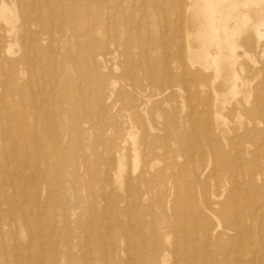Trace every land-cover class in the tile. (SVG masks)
Masks as SVG:
<instances>
[{
	"label": "rangeland",
	"instance_id": "obj_1",
	"mask_svg": "<svg viewBox=\"0 0 264 264\" xmlns=\"http://www.w3.org/2000/svg\"><path fill=\"white\" fill-rule=\"evenodd\" d=\"M218 1L205 58L203 0H0V264H264V1Z\"/></svg>",
	"mask_w": 264,
	"mask_h": 264
},
{
	"label": "bare ground",
	"instance_id": "obj_2",
	"mask_svg": "<svg viewBox=\"0 0 264 264\" xmlns=\"http://www.w3.org/2000/svg\"><path fill=\"white\" fill-rule=\"evenodd\" d=\"M121 1V0H120ZM222 1H224V0H222ZM228 1V0H227ZM227 1H224V2H227ZM233 1V0H232ZM239 1V0H238ZM254 1V0H253ZM264 1V0H263ZM262 1V2H263ZM157 2H158V0H157ZM203 2H204V7H205V9H204V11H206V15H207V22H205V23H207V26H206V30H205V32L203 31L202 32V35H201V33H200V37H199V40H200V45H201V47H199V49H201V52L205 55V58H206V56L209 58V56H210V52H209V48H207V44L209 43V41L210 40H212V41H214L213 39H216V38H214V37H218L217 38V41H219L220 42V36H218L217 35V32L216 31H219V30H217L218 28L217 27H215L214 26V22H216L217 21V23L219 22V29L221 28L222 30H226L227 28H229V27H227V22L226 23H222L221 22V15H220V12L218 11V10H220L221 9V7H222V4H221V7L218 9V4L220 3V1H218V0H203ZM202 2V0H201V3H203ZM219 2V3H218ZM241 2V1H240ZM245 2V1H244ZM247 2V1H246ZM245 2V3H246ZM249 2H250V0H249ZM249 2H247V3H249ZM254 2H256V1H254ZM257 2H259V1H257ZM261 2V1H260ZM260 2H259V4H260ZM12 3V2H11ZM104 3V2H103ZM200 3V4H201ZM222 3V2H221ZM233 3V2H232ZM234 3H238L237 2V0H236V2H234ZM234 3H233V6L231 5V2H230V5H231V10L232 11H234V9H232V7L233 8H235L234 7ZM243 3V2H242ZM242 3H240L241 5H243ZM52 4V3H51ZM249 4H251V3H249ZM256 4V3H255ZM91 5V4H90ZM201 5H203V4H201ZM226 5H227V3H226ZM230 5H229V7H230ZM252 5H254V3L252 4ZM258 5V4H257ZM6 6V5H5ZM194 6V5H193ZM237 6H239L238 4L236 5V7ZM62 7H63V5H62ZM155 7H156V5H155ZM243 7V6H242ZM4 8H6V7H4ZM37 8V7H36ZM239 8V7H238ZM237 8V9H238ZM257 8V7H256ZM55 9V8H54ZM64 9V8H63ZM90 9V8H89ZM108 9V8H107ZM193 9V8H192ZM199 9H200V7H199ZM223 9V8H222ZM229 9V8H228ZM254 9V8H253ZM259 9V8H258ZM264 9V8H263ZM50 10V9H49ZM118 10V9H117ZM187 10V9H186ZM198 10V9H197ZM201 10V9H200ZM226 10V8L224 9V11ZM242 10V9H241ZM3 11V10H2ZM91 11V10H90ZM221 11H223V10H221ZM259 11H261L260 9L259 10H257L256 11V13H259ZM262 11H264V10H262ZM10 12V14H11V11H9ZM65 12V11H64ZM67 12V11H66ZM200 12H202L203 13V9H202V11H200ZM253 12H254V10H253ZM39 13V12H38ZM53 13V12H52ZM198 13H199V11H198ZM201 13V14H202ZM223 13V12H222ZM227 13V12H226ZM226 13H224V16H225V14ZM245 15H248L249 16V18H250V20L252 19L253 20V18L256 16L254 13H249V11L248 10H245ZM263 13V12H262ZM3 14V13H2ZM197 14V13H196ZM200 14V15H201ZM228 14L230 15V13H229V11H228ZM240 14H244V13H240ZM4 15V14H3ZM51 15V14H50ZM62 15V14H61ZM203 15V14H202ZM206 15H203V16H206ZM220 15V16H219ZM227 15V14H226ZM244 15V16H245ZM247 16V17H248ZM39 17V16H38ZM199 17V16H198ZM234 17V16H233ZM259 16H257V18H258ZM4 18V17H3ZM225 19H226V17H224ZM227 18H228V16H227ZM240 18V17H239ZM242 18V17H241ZM240 18V19H241ZM261 18H263V17H261ZM19 19V18H18ZM202 19H203V17H202ZM202 19H201V21H202ZM206 19V18H205ZM204 19V20H205ZM223 19V18H222ZM228 19H230V18H228ZM228 19H226L227 21H228ZM233 19V18H232ZM231 19V20H232ZM256 19V18H255ZM245 20H246V18H245ZM245 20H243V22L245 21ZM260 20V19H259ZM32 21V20H31ZM223 21V20H222ZM262 21V20H261ZM5 22V21H4ZM88 22V21H87ZM132 22V21H131ZM204 22V21H203ZM230 22V21H229ZM240 22H241V20H240ZM243 22H241V23H243ZM247 22H248V20H247ZM250 22V21H249ZM17 23V22H16ZM16 23H14V25L16 24ZM138 23V22H137ZM158 23V22H157ZM240 23V24H241ZM256 23H258V22H256ZM256 23H254L255 25H256ZM261 23V22H260ZM7 24V23H6ZM200 24L202 25L203 23H201L200 22ZM236 24V23H235ZM246 24V23H245ZM253 24V23H252ZM251 24V25H252ZM10 25V24H9ZM94 25V24H93ZM92 25V26H93ZM239 25V24H238ZM203 26V25H202ZM205 26V25H204ZM232 26V25H231ZM241 26H243V24L241 25ZM260 26V25H259ZM88 27V26H87ZM237 27V26H236ZM256 27V26H255ZM262 27V26H261ZM13 28H15V27H13ZM264 28V27H263ZM16 29V28H15ZM51 29H53L52 27H51ZM200 29V28H199ZM198 29V30H199ZM230 29V28H229ZM232 29V28H231ZM241 28H239V30H240ZM243 29V28H242ZM11 30V29H10ZM13 30V29H12ZM93 30V29H92ZM186 30V29H185ZM200 30H202V29H200ZM199 30V31H200ZM255 30H259L258 28L257 29H255ZM108 31V30H107ZM198 31V32H199ZM234 31V30H233ZM10 32V31H9ZM9 32H8V34H9ZM197 32V31H196ZM197 32V33H198ZM229 32H230V30H229ZM236 32V31H235ZM235 32H234V34L233 35H235L236 36V34H235ZM240 32V31H239ZM256 32V31H255ZM258 32H260V30L259 31H257V33ZM31 33V32H30ZM104 33V32H103ZM191 33V32H190ZM189 33V34H190ZM196 33V35H198ZM204 33V34H203ZM221 33V32H220ZM220 33H218V34H220ZM226 34H227V30H226V32H225ZM24 34V33H23ZM117 34V33H116ZM232 34H230L231 36H233ZM238 34H240V33H238ZM237 34V35H238ZM111 35V34H110ZM258 35H260V33L258 34ZM16 36V35H15ZM22 36V35H21ZM31 36V35H30ZM223 36V35H222ZM221 36V37H222ZM226 36V35H225ZM178 37V36H177ZM224 37V36H223ZM227 37H228V34H227ZM230 37V36H229ZM234 37V36H233ZM23 38V37H22ZM197 38V37H196ZM226 38V37H225ZM52 39V38H51ZM227 39V38H226ZM24 40V39H23ZM69 40V39H68ZM258 40V39H257ZM42 41V40H41ZM216 41V44H218L219 42H217ZM223 41H224V39H223ZM231 41V40H230ZM230 41H229V43H230ZM182 42V41H181ZM215 42V41H214ZM222 42V41H221ZM226 42V41H225ZM224 42V43H225ZM234 42V41H233ZM232 42V44H234ZM236 42V41H235ZM147 43V42H146ZM223 43V44H224ZM226 43H228V40H227V42ZM8 44V43H7ZM124 44V43H123ZM142 44V43H141ZM231 44V43H230ZM117 45V44H116ZM153 45H154V43H153ZM210 45H212V44H210ZM224 45H226V44H224ZM223 45V46H224ZM236 44H234V46H235ZM148 46V45H147ZM10 47H11V45H10ZM162 47H163V45H162ZM209 47V46H208ZM152 48V47H151ZM165 48V47H164ZM189 48V47H188ZM226 49V48H225ZM229 49H231L230 47H229ZM233 49V48H232ZM8 50H10V49H8ZM20 50V49H19ZM182 50V49H181ZM190 50V49H189ZM107 51V50H106ZM196 51H198V49L196 50ZM230 51V50H229ZM228 50H227V52H229ZM245 51V50H244ZM19 52V51H18ZM17 52V53H18ZM116 52V51H115ZM200 52V53H201ZM219 52V51H218ZM234 52V51H233ZM94 53V52H93ZM230 53H232V52H229V55H230ZM16 54V53H15ZM189 54V53H188ZM218 54V53H217ZM223 54V53H222ZM224 54H226V53H224ZM228 54V53H227ZM233 54V53H232ZM231 54V55H232ZM197 55H199L198 53H197ZM209 55V56H208ZM212 55V54H211ZM127 56V55H126ZM201 56H203V55H201ZM201 56H198V57H201ZM213 56V55H212ZM216 56H218V55H216ZM221 56H223V55H221ZM246 56V55H245ZM56 57V56H55ZM132 57V56H131ZM204 57V56H203ZM219 57V56H218ZM225 57V56H224ZM227 57V56H226ZM213 58V57H212ZM211 58V59H212ZM215 59H216V57H214ZM221 58V57H220ZM228 58V57H227ZM233 58V57H232ZM249 58V57H248ZM117 58H115V60H116ZM200 59V58H199ZM202 59V58H201ZM218 59V58H217ZM216 59V60H217ZM223 59V58H222ZM231 59V58H230ZM229 59V60H230ZM56 60V59H55ZM114 60V61H115ZM214 60V59H213ZM221 60V59H220ZM228 60V59H227ZM233 60H234V58H233ZM197 61V60H196ZM206 61V60H205ZM211 61V60H210ZM218 61V60H217ZM222 61V60H221ZM31 62V61H30ZM33 62V61H32ZM48 62V61H47ZM207 62V61H206ZM214 62V61H213ZM212 62V63H213ZM219 62V61H218ZM232 62V61H231ZM230 62V63H231ZM236 61H234V63H235ZM257 62V61H256ZM147 63V62H146ZM165 63V62H164ZM205 63V62H204ZM211 63V64H212ZM220 63V62H219ZM219 63H217V64H219ZM226 63V62H225ZM234 63H233V65H234ZM33 64V63H32ZM182 64V63H181ZM208 64V63H207ZM206 64V65H207ZM214 64V63H213ZM116 65V64H115ZM201 65V64H200ZM220 65H222V64H220ZM232 65V66H233ZM55 66V65H54ZM201 66H205V65H201ZM209 66V65H208ZM215 66V65H214ZM219 66V65H218ZM210 67V66H209ZM231 67V66H230ZM106 69V68H105ZM110 69V68H109ZM205 69V68H204ZM206 69H208V68H206ZM217 70H218V67L216 68ZM232 69H233V67H232ZM235 69V68H234ZM127 70H128V68H127ZM258 70V69H257ZM233 71V70H232ZM29 72V71H28ZM220 71H218V73H219ZM237 70L236 71H234L233 72V75L231 76L232 77V86L230 87V94L231 95H234L233 97H235V91L233 90L234 88H235V84H236V82H237V80L240 78H238V76H237ZM173 73V72H172ZM217 73V74H218ZM216 74V76L218 77V75ZM230 74V73H229ZM149 76V75H148ZM230 77V76H229ZM253 79H254V76H253V78H251V77H247L246 79H245V81H244V83L246 82V83H250L251 81H253ZM82 80H84V79H82ZM215 80H217L216 79V77H215ZM241 80V79H240ZM186 81V80H185ZM222 81V80H221ZM115 82V81H114ZM83 83H85V82H83ZM116 84H117V82H115ZM161 83V82H160ZM162 83H163V81H162ZM187 83V82H186ZM230 83V84H231ZM252 83V82H251ZM112 84V83H111ZM114 84V83H113ZM241 84V83H240ZM85 85H86V83H85ZM161 85V84H160ZM206 85V84H205ZM111 86V85H110ZM128 86V85H127ZM250 86V85H249ZM114 87V86H113ZM229 87V86H228ZM245 87V86H244ZM164 88V87H163ZM188 88V87H187ZM237 88V87H236ZM83 89V91H84V88H82ZM180 89V88H179ZM228 89V88H227ZM169 90V89H168ZM187 90V89H186ZM209 91V90H208ZM224 92V91H226V90H222V89H217V93H219V94H222L223 95V93L222 92ZM228 91H229V89H228ZM181 92H183V91H181ZM214 92V91H213ZM249 92V91H248ZM225 93H227V92H225ZM229 93V92H228ZM239 93V92H238ZM248 94V93H247ZM53 95V94H52ZM209 95V94H208ZM227 95V94H226ZM246 95V94H245ZM245 95H244V97H245ZM82 96V95H81ZM135 96V95H134ZM133 96V97H134ZM221 96V95H220ZM247 96V95H246ZM135 97H137V96H135ZM177 97V96H176ZM209 97V96H208ZM207 97V98H208ZM218 97H219V95H217V94H215V96H214V104L217 102V100H218ZM221 97H223V96H221ZM231 97V96H230ZM233 97H232V99H233ZM243 97V98H244ZM263 97V96H262ZM145 98V97H144ZM225 98H227V97H225ZM247 98V97H246ZM55 99V98H54ZM209 99V98H208ZM235 99V98H234ZM256 99V98H255ZM109 100V99H108ZM225 100L226 99H224V102H225ZM245 100V99H244ZM208 101V100H207ZM246 101V100H245ZM148 102V101H147ZM224 102H222V103H224ZM230 102V101H229ZM264 102V101H263ZM247 103V102H246ZM41 104V103H40ZM135 104V103H134ZM190 104V103H189ZM200 104V103H199ZM225 104H226V102H225ZM224 104V105H225ZM228 104V103H227ZM249 104V103H248ZM142 105V104H141ZM205 105V104H204ZM229 105H231V104H229ZM234 105H238V103H235ZM136 106V105H135ZM203 106V105H202ZM201 106V107H202ZM48 107V106H47ZM142 108V107H141ZM194 108V107H193ZM222 108H223V105H222ZM144 110V109H143ZM37 111V110H36ZM207 111V110H206ZM222 111V110H221ZM221 111H220V113L218 114L217 112V114L218 115H220V114H222L221 113ZM46 112V111H45ZM239 112V111H238ZM37 113V112H36ZM159 113V112H158ZM203 113V112H202ZM215 114V113H214ZM239 114V113H238ZM158 115V114H157ZM193 115V114H192ZM207 115H208V113H207ZM217 115V116H218ZM36 116V115H35ZM190 116H191V113H190ZM212 116V115H211ZM239 116V115H238ZM53 117V116H52ZM157 117H159V115L157 116ZM203 117V116H202ZM201 117V118H202ZM208 117V116H207ZM219 117V116H218ZM222 117V116H221ZM220 117V118H221ZM240 117H241V115H240ZM188 118V117H187ZM216 118V117H215ZM224 118V116L222 117V119ZM40 119V118H39ZM202 119H204V118H202ZM251 119V120H250ZM249 119V121H247L249 124H251V126H254V124H256V123H258L260 126H262L263 125V127H260V129L258 130V135H261V136H263L264 134H263V132H264V110H263V108H262V111L260 110V108H259V111H258V114H256V117H254V118H250ZM56 120V119H55ZM226 120H227V118H226ZM216 121V120H215ZM224 121V120H223ZM228 121V120H227ZM226 121V122H227ZM35 122V121H34ZM206 124H209L208 122H206ZM7 125V124H6ZM136 125V124H135ZM132 126V125H131ZM191 127H193V126H191ZM208 127H209V132L211 133V128H212V126H211V124H209L208 125ZM198 128V130H199V127H197ZM240 130H242V132H243V134L244 135H242V136H239L238 135V131H237V128L236 127H231V129H230V132L232 133V136L230 137V139H226L225 137H224V139H225V143L223 144V146L226 148V147H229L230 146V142H231V140H235L236 138H238V137H247L248 135H251V134H249V133H247L248 131H249V128L246 126V124H241L240 125ZM133 129H135L134 127H133ZM152 129V128H151ZM136 130V129H135ZM138 131H140V130H138ZM180 132V131H179ZM208 132V131H207ZM218 132H220V131H218ZM138 133V132H137ZM186 133V132H185ZM194 133H195V131H194ZM230 133V134H231ZM36 136V135H35ZM131 136V135H130ZM133 136V135H132ZM134 136H136V134L134 135ZM137 136H138V134H137ZM218 136H220V135H218ZM235 138V139H234ZM134 140H135V138H134ZM189 140V139H188ZM191 140V139H190ZM208 140V139H207ZM213 140H215L216 141V139L213 137ZM18 140H16V142H17ZM209 141V140H208ZM246 141L247 142H249L250 143V145H254V143H253V141L250 139L249 141H248V139H246ZM190 142V141H189ZM264 142V141H263ZM5 143V142H4ZM38 143V142H37ZM210 143V142H209ZM2 144H3V141H2ZM36 144V143H35ZM4 146V145H3ZM222 145L220 146V148L218 149V147L216 148V146L214 145V144H209V148H210V152L211 153H213V152H215L216 153V151H219V152H224L223 151V149H224V147H223ZM231 148V147H230ZM228 149L227 150V152L228 151H230L231 149ZM217 149V150H216ZM18 150V149H17ZM16 150V151H17ZM242 150L243 151H245V152H248L249 151V149L247 148V147H243L242 148ZM259 150V149H258ZM237 153V152H236ZM17 155V154H16ZM210 156V155H209ZM138 157V156H137ZM143 157V156H142ZM137 159V158H136ZM192 162V161H191ZM240 162V161H239ZM17 164V163H16ZM152 164H153V162H152ZM156 164V163H155ZM237 164V163H236ZM240 164V163H239ZM238 164V165H239ZM9 165V164H8ZM37 165V164H36ZM17 166V165H16ZM138 166V165H137ZM133 167H135V165L133 166ZM208 167V166H207ZM27 168V167H26ZM37 168V167H36ZM152 169V168H151ZM134 170V169H133ZM203 170V169H202ZM4 172V171H3ZM13 172H14V170H13ZM133 173V172H132ZM259 176V175H258ZM11 179V178H10ZM36 179V178H35ZM218 179V178H217ZM217 179L215 180L216 181V188L219 186L218 184V182H220V181H217ZM239 179V178H238ZM236 180V179H235ZM248 180V179H247ZM37 181V180H36ZM243 183V182H242ZM23 184V183H22ZM35 184H37V183H35ZM42 184V183H41ZM19 185V184H18ZM239 185V184H238ZM25 186V185H24ZM15 186H13V188H14ZM22 187V186H21ZM20 187V188H21ZM3 189V188H2ZM22 190V189H21ZM37 190V189H36ZM40 190V189H39ZM13 191V190H12ZM22 192H24L23 190H22ZM175 192V191H174ZM32 193V192H31ZM240 193V192H239ZM37 194V193H36ZM223 194V193H222ZM175 195H176V193H175ZM211 199H209V198H207L206 197V199L204 200V203L207 205V207H208V210H209V213L210 214H212V216L213 217H215V218H217V216H216V214H214V211H213V209H210L209 208V206H210V204H218V205H220L221 203L218 201V197L220 196V193H219V191H216V192H211ZM37 196V195H36ZM25 197V196H24ZM27 197V196H26ZM55 197V196H54ZM209 197V196H208ZM238 198V197H237ZM24 199H27V198H24ZM37 200V199H36ZM22 201V200H21ZM57 201V200H56ZM127 201V200H126ZM36 202H38V200L36 201ZM40 204H41V202H39ZM139 203V202H138ZM36 205H38V204H36ZM45 207H46V205H45ZM260 207V206H259ZM31 208V207H30ZM29 208V209H30ZM127 209V208H126ZM19 210V209H18ZM31 210V209H30ZM37 212H39L38 210H37ZM96 215V214H95ZM45 216H46V214H45ZM233 218H234V216H233ZM239 219V218H238ZM121 220V219H120ZM12 221V220H11ZM129 223V222H128ZM133 223V222H132ZM213 223H214V221H213ZM55 224V223H54ZM109 224V223H108ZM251 224V223H250ZM101 225V224H100ZM220 226H221V224H220V222L218 221V223L216 224V230L217 229H219L220 228ZM40 227V226H39ZM250 227V226H249ZM53 228H54V225H53ZM225 228L226 229H229V230H233V232H235V234L237 233V232H239V229L238 228H236V227H231V226H229L228 227V225H226L225 226ZM98 229V228H97ZM40 230V229H39ZM29 231H30V229H29ZM135 231V230H134ZM31 232V231H30ZM184 232V231H183ZM108 233V232H107ZM200 233V235H201V233L202 232H199ZM88 235L90 236V234L88 233ZM107 235V234H106ZM30 236V235H29ZM28 236V237H29ZM177 236V235H176ZM241 236V235H240ZM184 239V238H183ZM30 240V239H29ZM191 240V239H190ZM206 240V239H205ZM42 242V241H41ZM109 242V241H108ZM175 242V241H174ZM185 242H187V241H185ZM184 242V243H185ZM188 242H189V240H188ZM136 243V242H135ZM207 243V242H206ZM205 243V244H206ZM42 244V243H41ZM237 244V243H236ZM28 246H30V244H28ZM177 247V246H176ZM230 248V247H229ZM41 250H43V249H41ZM27 252H28V250H27ZM165 252V251H164ZM89 253H90V250H89ZM18 254V253H17ZM185 254V253H184ZM16 255V254H15ZM20 255V254H19ZM187 255H188V253H187ZM195 255V254H194ZM28 256V255H27ZM40 258H41V256H40ZM44 258V257H43ZM130 258H132V257H130ZM162 258V257H161ZM194 258H195V256H194ZM193 258V259H194ZM6 259V258H5ZM17 259H18V257H17ZM86 259V258H85ZM89 259V258H88ZM241 259V258H240ZM25 260V259H24ZM176 260H178V258L176 259ZM180 260V259H179ZM206 260V259H205ZM209 260V259H208ZM228 261H230L229 259H227ZM254 260V259H253ZM41 261V260H40ZM27 262V261H26ZM185 262V261H184ZM205 262V261H204ZM6 263H8V262H6ZM18 263V262H17ZM35 263H37V262H35ZM106 263V262H105ZM182 263V262H181ZM211 263H212V260H211ZM19 264H21V263H19ZM163 264V263H162Z\"/></svg>",
	"mask_w": 264,
	"mask_h": 264
}]
</instances>
